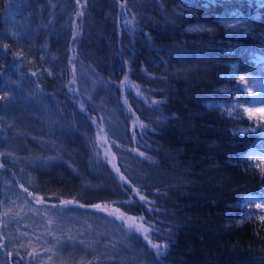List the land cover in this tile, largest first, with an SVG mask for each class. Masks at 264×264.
Instances as JSON below:
<instances>
[{
  "label": "trees",
  "instance_id": "obj_1",
  "mask_svg": "<svg viewBox=\"0 0 264 264\" xmlns=\"http://www.w3.org/2000/svg\"><path fill=\"white\" fill-rule=\"evenodd\" d=\"M232 11L247 23H217ZM263 73L258 0H0V206L13 196L0 258L16 251L0 264L63 252L53 264H98L69 255L86 229L57 219L99 213L101 200L151 228L99 264H264V164L249 154L264 143L239 132L252 97L239 77ZM95 121L116 140L119 173L99 158ZM4 217L24 234L9 233L14 246Z\"/></svg>",
  "mask_w": 264,
  "mask_h": 264
},
{
  "label": "rangeland",
  "instance_id": "obj_2",
  "mask_svg": "<svg viewBox=\"0 0 264 264\" xmlns=\"http://www.w3.org/2000/svg\"><path fill=\"white\" fill-rule=\"evenodd\" d=\"M121 80H123L124 84L122 87V94L126 97L125 94L127 89H134V85L127 76H123ZM245 88L247 91L251 89L250 92H252V97L248 101L243 102L245 107L240 103V100L239 104L244 107L250 122L249 126L240 128L239 132L251 131L250 129L253 127L259 129L261 125H264V73L263 76L249 75ZM248 109H252V115H249ZM94 125L93 135L96 144L95 148L100 156L99 158L102 159L109 167H112L115 173H119L120 170L117 168V156L114 149L116 140L111 135V130L105 128L106 125L103 121H95ZM257 132L259 133V131ZM261 138L264 143V137ZM258 153H260L258 155L260 161H264V145L259 147ZM4 202L7 203L4 205L1 204L0 208L2 210L10 209L13 205V196L11 195ZM127 202L128 200L124 201L125 204H127ZM261 202L264 210V199ZM98 205H100L99 208L93 206L94 209H92L99 213L90 212L89 214H85V212L78 211L74 212L66 219H57L58 224L64 222L68 223L74 233L80 228L86 229L84 231H80L75 239L67 240L64 243L66 250L72 258L74 257V259H79V255L81 253H87L89 251L95 254L97 263L99 264L102 263L103 260L111 258L108 251L110 248H127L129 252L133 253L136 245L132 239L139 242L150 241L149 232L151 227L149 223H146L145 220H143L141 214L125 211L121 202L118 201L101 200ZM8 227H10V229H8ZM12 227L13 225H10L8 218L4 217L3 228L6 234L4 243L6 246L7 244H9V246H14V243H12L14 238L9 237L10 232L13 231V236H16V234L21 238L24 236L23 232L19 231L16 224L13 229H11ZM124 231H126L128 235L124 234ZM22 243L23 240L21 243L19 242L16 244L18 245ZM17 245H15V248ZM152 245L162 246L163 244L159 243L155 237H152ZM57 247L58 245L56 244L55 248ZM153 248L158 249L155 247ZM15 254L16 251H10L7 252V254L3 251L1 254V258L3 260L1 258L0 259L4 263L8 260V257L14 259L16 256ZM63 254L64 256L62 258H56L55 256L56 259H51V264H53L54 261L64 262L67 258V254L64 252ZM24 260V264H33L30 256H25Z\"/></svg>",
  "mask_w": 264,
  "mask_h": 264
},
{
  "label": "snow or ice",
  "instance_id": "obj_3",
  "mask_svg": "<svg viewBox=\"0 0 264 264\" xmlns=\"http://www.w3.org/2000/svg\"><path fill=\"white\" fill-rule=\"evenodd\" d=\"M212 0H209V3H211ZM258 7H264V0H258ZM232 21H235L237 25H241L242 26V23H247V21H244L243 20V17L241 16V14L238 12V11H232V12H229L227 13L226 15L224 16H220L217 18V23L221 24V25H228L230 24ZM233 30H235V28L233 27ZM235 68V66H233ZM239 80L244 84L246 85L247 84V80H245V77L244 76H240L239 77ZM238 89L240 91H244V88L242 85H239L238 84ZM249 91H251V89H249ZM248 112H249V115H252V109H248ZM251 131L253 132H257L259 131L261 137H264V125H261L258 128L256 127H253L252 129H250ZM250 155H259L260 153H256V152H251L249 153ZM262 163H264V161H262ZM262 171H264V169H262ZM253 197L252 196H248L246 199H252ZM140 200L144 201L145 200V197L141 196L140 197ZM65 204H68V203H71L70 201H65L64 202ZM97 208L100 207V205H96ZM257 208H260L261 205L260 204H257L256 205ZM261 219H264V216H261ZM153 247L155 248H160L161 246L160 245H153Z\"/></svg>",
  "mask_w": 264,
  "mask_h": 264
}]
</instances>
